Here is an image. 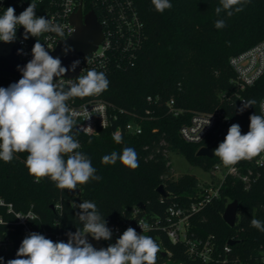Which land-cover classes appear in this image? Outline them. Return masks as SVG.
Listing matches in <instances>:
<instances>
[{
	"label": "trees",
	"instance_id": "obj_1",
	"mask_svg": "<svg viewBox=\"0 0 264 264\" xmlns=\"http://www.w3.org/2000/svg\"><path fill=\"white\" fill-rule=\"evenodd\" d=\"M133 1L144 25L141 46L132 63L126 62L108 74L109 87L101 96L139 115L148 108L153 109L152 118H138L143 132H123L122 142L118 143L111 129L96 135L74 129L75 138L81 142L83 153L91 160L100 179L78 185L72 191L56 188L49 178L35 182L25 166L26 152L17 153L10 163L0 160V197L12 202L16 209L33 206L39 216V229H45V237L51 240L58 233L67 240V233L83 226L77 218L81 210L72 205L86 200L97 205L106 225L118 226L123 232L141 218L152 222L154 227L144 235L151 236L159 245L156 264L166 263L168 259L179 264H222L194 259L183 242L174 243L167 235L169 206L187 205L195 200L200 181V177L191 173L175 178L171 155L182 154L191 164L205 170L221 163L215 155L197 156L201 144L181 138L179 129L189 121L190 113L174 116L167 102L174 99L177 107L188 111L224 110L241 126L243 133L248 132L249 117L261 115L259 101L264 94V77L245 93L248 100L254 99L257 103L247 113H241L237 111L232 80L236 75L229 60L264 39V0H250L244 11L230 17L224 11L216 14L219 0H170L172 7L163 13L155 10L151 0ZM92 9L98 13L91 5L85 10ZM220 19L226 26L217 29L215 22ZM148 96L159 97V103H150ZM122 119L131 118L125 115ZM218 145H212L213 149ZM125 147L135 149L139 167L129 169L119 161L102 163L103 156L122 152ZM260 179L249 190L239 181L227 180L220 197L190 219V237L209 239L221 259L229 257L230 262L226 264H263L264 232L251 226L253 218L264 222V171ZM161 184L166 188L167 197L158 192ZM234 200L239 203V216L232 227L223 215ZM6 220L13 221L14 216L8 214ZM0 235L14 242L12 252L0 261L7 264L8 260L17 258L23 240L20 227L0 224ZM230 240L236 242L229 244L232 248L228 254L224 247Z\"/></svg>",
	"mask_w": 264,
	"mask_h": 264
},
{
	"label": "clouds",
	"instance_id": "obj_2",
	"mask_svg": "<svg viewBox=\"0 0 264 264\" xmlns=\"http://www.w3.org/2000/svg\"><path fill=\"white\" fill-rule=\"evenodd\" d=\"M151 3L160 13L172 7L170 0H151ZM248 3L250 0H219L220 6L215 12L219 15L224 11L230 17L244 11ZM36 7L31 2L19 15L11 6L5 9L0 15V41L13 42L20 26L24 29L25 40L29 35L37 38L45 33L62 37V26L44 16L38 17ZM225 26L223 19L215 22L217 29ZM70 50L66 45L65 53ZM78 64V60L74 61L71 70L74 71ZM20 71L22 78L18 82L7 88L0 87V160L10 163L17 153L26 152L25 166L35 182L49 178L60 190L72 191L78 185L100 179L91 160L78 151L81 145L74 135L75 113L67 102L106 91L110 83L106 74L90 69L65 86L61 78L69 69L62 66L60 58L51 56L39 39L32 48V59ZM242 101L243 107L237 110L241 113L257 103L254 99ZM261 109L264 111V103ZM249 120L246 134H242L239 124L233 123L223 142L214 149L215 157L225 167L231 168L240 161L264 154V115L253 114ZM114 138L122 142L121 135L116 134ZM117 161L129 169L139 167L138 155L132 147L102 157L104 164ZM72 206L81 210L77 218L83 226L74 233H67V242H54L32 232L22 240L17 258L8 260L7 264H156L159 245L151 236L138 234L132 227H128L114 244L96 249L87 236L97 241L110 240L112 231L106 226L107 222L94 202L85 200ZM139 226L143 231L147 229V225ZM251 226L264 232V222L258 219L253 218Z\"/></svg>",
	"mask_w": 264,
	"mask_h": 264
},
{
	"label": "built area",
	"instance_id": "obj_3",
	"mask_svg": "<svg viewBox=\"0 0 264 264\" xmlns=\"http://www.w3.org/2000/svg\"><path fill=\"white\" fill-rule=\"evenodd\" d=\"M31 2L36 4V15L49 18L63 28L64 35L61 37L55 33H45L39 37L29 35L24 39V29L22 26L17 28L16 39L19 42V58L23 61L32 59V48L39 39L48 51L54 50L58 43L72 35L75 27L71 23L72 15L82 9L86 14L89 5L98 10L97 16L103 27L104 37L97 49L90 54L81 57L79 75L86 74L88 70L95 69L98 72H104L106 76L114 69H120L122 65L132 63L136 58L138 48L141 46L143 37V22L138 11L134 7L133 0H0V15L9 6L15 8V14L19 15ZM95 11L94 9H92ZM96 12V11H95ZM50 37V39H45ZM230 66L236 76L233 77L235 85V98L238 109L243 107L242 100H248L245 93L253 87L262 77H264V39L257 42L250 48L233 55L230 60ZM74 78H61L65 86L69 82H74ZM22 78L13 73L0 70V87L7 88L9 85L18 82ZM60 79V78H58ZM150 103L158 104L160 98L153 99L148 96ZM75 113L77 129L86 135H96L101 130L111 129L112 137L123 132L128 134H141L143 124L138 120H147L152 118L153 109H146L139 115L135 111L118 107L116 104L108 101L99 95L88 96L84 98H73L68 102ZM264 103V94L259 101V111L264 115L261 104ZM170 113L174 116H180L190 113V119L179 129L182 139L189 143L210 146L223 142L229 127L235 123L233 117L224 110L218 109L212 112L188 111L185 108L177 107L174 99L167 102ZM249 107L242 113H247ZM129 116L131 119L124 121L122 116ZM210 119V123L207 124ZM242 134H246L243 133ZM115 139V138H114ZM79 141V140H78ZM206 142L209 144L206 145ZM78 151L83 153L82 144ZM200 147V148H201ZM213 148V147H212ZM84 154V153H83ZM210 179L199 181L198 195L195 200L187 205L173 203L168 208V224L165 228L167 235L174 243L183 242L187 246V252L194 258L204 263L220 261L226 264L229 257L222 258L216 253V246L209 239H193L189 235L190 219L193 214L202 211V209L214 199L220 197L222 189L227 180L239 181L246 190L251 189L261 180L264 171V154L252 160H243L231 168L225 167L222 163H217L211 169L207 170ZM12 202L6 201L0 197V224H15L20 227V238L24 239L32 232L45 236V229H39V216L33 206L26 210L16 209ZM60 208V205H56ZM12 214L13 221H7L6 216ZM239 216V214H238ZM140 225H147L143 231ZM114 237L119 238L123 234L122 228L114 225H106ZM154 227L152 222L145 218L138 220L134 228L138 234H145ZM54 242H67L61 233L53 238ZM14 242L9 237L3 238L0 235V257L12 252ZM230 245H226L224 250L229 254ZM233 262L237 261L233 259ZM264 264V257H262Z\"/></svg>",
	"mask_w": 264,
	"mask_h": 264
},
{
	"label": "water",
	"instance_id": "obj_4",
	"mask_svg": "<svg viewBox=\"0 0 264 264\" xmlns=\"http://www.w3.org/2000/svg\"><path fill=\"white\" fill-rule=\"evenodd\" d=\"M95 11L91 10L83 14L81 8L78 9L71 17V23L75 27L72 35L61 40L54 50L49 51L53 57H58L62 61V66L69 71L63 77L74 78L78 76L80 69V60L82 56L95 51L104 37L103 27ZM70 47V51L65 53V46ZM20 45L17 39L11 43L0 41V70L13 73L22 77L20 71L29 61H23L19 58ZM79 61L75 70H71L74 61ZM19 66V67H18ZM58 79V78H56ZM197 156H214V149L210 146H203L197 151ZM158 192L161 196L167 197V191L163 184L159 185ZM239 203L237 200L230 202L224 212V220L230 225L235 226L238 218ZM236 241L230 240L228 244L233 245ZM14 253L10 254L12 256ZM162 264H179L178 262L168 259Z\"/></svg>",
	"mask_w": 264,
	"mask_h": 264
},
{
	"label": "rangeland",
	"instance_id": "obj_5",
	"mask_svg": "<svg viewBox=\"0 0 264 264\" xmlns=\"http://www.w3.org/2000/svg\"><path fill=\"white\" fill-rule=\"evenodd\" d=\"M171 163L175 178L185 173L194 174L197 177H200V179H204V180H208L211 177L207 170L191 164L189 160L182 154L179 153L172 154ZM87 239L88 242L91 243L96 249H100V248L108 247V244H111L113 242L115 243L116 237L112 235V238L110 240L101 239L97 241L89 235L87 236Z\"/></svg>",
	"mask_w": 264,
	"mask_h": 264
}]
</instances>
